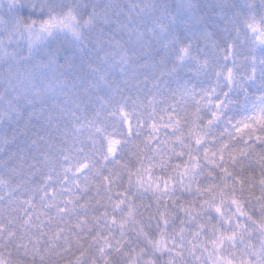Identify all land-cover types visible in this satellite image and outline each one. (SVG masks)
I'll return each instance as SVG.
<instances>
[{
  "label": "snow or ice",
  "instance_id": "obj_1",
  "mask_svg": "<svg viewBox=\"0 0 264 264\" xmlns=\"http://www.w3.org/2000/svg\"><path fill=\"white\" fill-rule=\"evenodd\" d=\"M0 264H264V0H0Z\"/></svg>",
  "mask_w": 264,
  "mask_h": 264
},
{
  "label": "trees",
  "instance_id": "obj_2",
  "mask_svg": "<svg viewBox=\"0 0 264 264\" xmlns=\"http://www.w3.org/2000/svg\"><path fill=\"white\" fill-rule=\"evenodd\" d=\"M132 2H133V0H120L118 3H121V4H130ZM135 2H139V0H135ZM256 3H259V0H256ZM257 23H259V17H257ZM213 82H214V78H213ZM204 86L205 87H208L209 84L207 82H205ZM255 175L256 176H259V168L258 167H256V169H255ZM257 195H259V190L258 189H257Z\"/></svg>",
  "mask_w": 264,
  "mask_h": 264
},
{
  "label": "rangeland",
  "instance_id": "obj_3",
  "mask_svg": "<svg viewBox=\"0 0 264 264\" xmlns=\"http://www.w3.org/2000/svg\"><path fill=\"white\" fill-rule=\"evenodd\" d=\"M120 0H112V2L114 3H118Z\"/></svg>",
  "mask_w": 264,
  "mask_h": 264
}]
</instances>
